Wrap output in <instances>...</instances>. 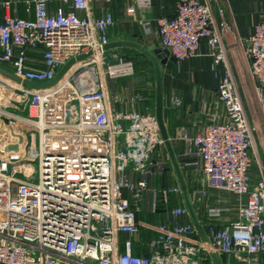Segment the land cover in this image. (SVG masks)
<instances>
[{
  "label": "built area",
  "instance_id": "2783aa9c",
  "mask_svg": "<svg viewBox=\"0 0 264 264\" xmlns=\"http://www.w3.org/2000/svg\"><path fill=\"white\" fill-rule=\"evenodd\" d=\"M49 1L28 0L35 17L7 15L0 23V64L46 82L70 59L91 54L48 88L0 74L13 93L0 88L8 97V103L0 101V264H215L212 251L223 264H261L264 177L251 183L252 127L222 42L225 19L218 22L208 3L178 0L177 13L160 17L157 32L177 60L196 54L207 39L215 61L227 66L217 89L226 117L200 129L194 153L205 185L246 197V204L229 225L205 227L207 243L192 221H174L188 213L184 206L170 207L180 187H152L164 170L155 155L165 144L156 110L135 108L147 100L142 93L119 109L109 100L108 81L134 73L133 61L104 48L114 15L89 14L91 0H64L67 7L52 13ZM39 47L44 67L29 66L27 49ZM247 54L252 74L263 81L264 19L249 37ZM114 101L125 102L118 96ZM36 164L39 181L33 180ZM145 200L156 213L164 204L169 219L155 225L154 235L137 239Z\"/></svg>",
  "mask_w": 264,
  "mask_h": 264
},
{
  "label": "crops",
  "instance_id": "0c3cea01",
  "mask_svg": "<svg viewBox=\"0 0 264 264\" xmlns=\"http://www.w3.org/2000/svg\"><path fill=\"white\" fill-rule=\"evenodd\" d=\"M200 1L211 5L218 22L225 19L228 24V29L222 35V42L252 127L250 177L251 183L255 184L264 177V80L261 81L252 74L247 47L256 24L264 19V0ZM66 3L64 0H50V11L54 13L60 6L67 7ZM177 10L178 0H91L89 14L101 17L110 12L114 15L115 23L109 27V42L125 40L148 47L160 40L157 33L159 18L173 16ZM7 15L33 18V4L28 0H0V23L4 22ZM79 15L83 17L87 13L79 11ZM107 50L114 57H124L134 63L133 74L108 81L109 100L113 101L114 108L126 106L131 95L142 93L147 100L137 103L135 108L146 112L151 105L156 110V73L151 59L130 45ZM27 62L32 67H44L43 48L27 49ZM226 70L227 66L223 61H215L208 40L202 39L196 54L176 60L171 68L164 69L163 72L164 119L169 138L195 211L206 228L210 224L218 227L229 225L238 218L241 204H246V197L240 198L232 192L205 185L201 159L194 153L193 139L200 129L214 121H223L226 117L225 104L218 97L217 91ZM116 96L125 102L114 101ZM176 98L180 103H176ZM155 155L164 170L153 178L152 187L160 190L178 186L181 189L166 144L160 145ZM149 197L147 194L146 199ZM170 204V207H186L182 189L171 195ZM216 210L219 214H213ZM143 211L150 213L151 218L144 221L138 215L143 227L140 235H136L137 239L143 234L147 237L154 235L155 225L169 219L164 204L160 205V211L156 213L151 211L145 200L140 213ZM174 221L188 222L192 219L188 212L175 217Z\"/></svg>",
  "mask_w": 264,
  "mask_h": 264
},
{
  "label": "water",
  "instance_id": "95a60500",
  "mask_svg": "<svg viewBox=\"0 0 264 264\" xmlns=\"http://www.w3.org/2000/svg\"><path fill=\"white\" fill-rule=\"evenodd\" d=\"M123 45H130L134 46L143 53H145L153 62L154 67H155V73H156V116L159 122L160 130L162 137L164 139V142L166 144V147L168 149L173 168L175 170V173L177 175L178 181L180 183L183 197H184V202L187 207V210L190 214V217L195 224L200 236L205 242H210V239L208 237V234L206 232L205 227L201 223L194 205L192 203L188 185L186 183L185 177L183 175L182 169L180 167V164L178 162V159L174 153L170 138H169V132L165 123L164 119V93H163V72L164 69H169L173 66L174 62L176 61V58L171 55L169 49L163 47L162 41H157L153 43L152 45L146 47L144 45L131 42V41H125V40H116V41H111L108 42L104 48L109 49L112 47L116 46H123ZM89 54H83L78 56L77 58H72L70 59L58 72V74L51 80L46 81V82H37L29 79H25L9 68L5 67L3 64H0V74L10 80H13L15 82L21 83L23 85L36 88V89H41V88H48L53 85H55L57 82H59L64 75L68 72V70L73 66L76 61L83 60L87 58ZM10 148H16L15 146H11ZM212 258L215 262V264H223V261L220 257V255L216 251L211 252Z\"/></svg>",
  "mask_w": 264,
  "mask_h": 264
},
{
  "label": "rangeland",
  "instance_id": "374dc122",
  "mask_svg": "<svg viewBox=\"0 0 264 264\" xmlns=\"http://www.w3.org/2000/svg\"><path fill=\"white\" fill-rule=\"evenodd\" d=\"M177 60V59H176ZM1 77V76H0ZM0 88L2 89V93L4 95L10 94L13 95L12 90L10 87H6L4 86V83L0 81ZM1 92V91H0ZM5 98L6 99V103H8V97H3L0 95V101H3L2 99ZM11 102H13L12 100H10ZM15 146V145H14ZM17 146V145H16ZM37 168V173L35 175V177L33 178L34 181H39V168H38V164L35 165ZM158 186V185H157ZM126 195L130 196L129 193L126 191ZM150 213H147L146 211H143L142 213L139 214V216L144 220H149V218H151V216L149 215ZM223 258V257H222ZM230 264H242L241 262L237 261L236 259L234 261H231ZM261 264H264V259L262 260Z\"/></svg>",
  "mask_w": 264,
  "mask_h": 264
},
{
  "label": "bare ground",
  "instance_id": "6f19581e",
  "mask_svg": "<svg viewBox=\"0 0 264 264\" xmlns=\"http://www.w3.org/2000/svg\"><path fill=\"white\" fill-rule=\"evenodd\" d=\"M258 96H259V98H260V94L258 93Z\"/></svg>",
  "mask_w": 264,
  "mask_h": 264
}]
</instances>
